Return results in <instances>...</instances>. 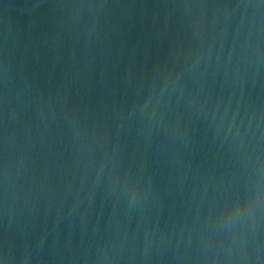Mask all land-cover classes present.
<instances>
[{
  "label": "water",
  "instance_id": "95a60500",
  "mask_svg": "<svg viewBox=\"0 0 264 264\" xmlns=\"http://www.w3.org/2000/svg\"><path fill=\"white\" fill-rule=\"evenodd\" d=\"M0 264H264V0H0Z\"/></svg>",
  "mask_w": 264,
  "mask_h": 264
}]
</instances>
